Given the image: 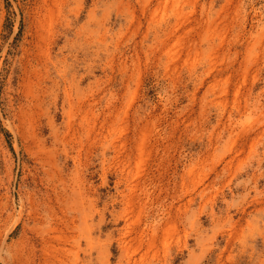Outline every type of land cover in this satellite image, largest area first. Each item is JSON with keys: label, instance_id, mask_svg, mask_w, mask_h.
I'll use <instances>...</instances> for the list:
<instances>
[{"label": "rangeland", "instance_id": "rangeland-1", "mask_svg": "<svg viewBox=\"0 0 264 264\" xmlns=\"http://www.w3.org/2000/svg\"><path fill=\"white\" fill-rule=\"evenodd\" d=\"M0 264H264V0H0Z\"/></svg>", "mask_w": 264, "mask_h": 264}]
</instances>
